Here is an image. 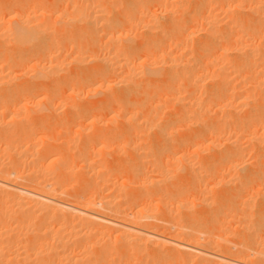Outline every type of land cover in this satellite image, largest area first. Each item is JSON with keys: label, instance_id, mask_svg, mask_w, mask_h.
Masks as SVG:
<instances>
[{"label": "bare ground", "instance_id": "obj_1", "mask_svg": "<svg viewBox=\"0 0 264 264\" xmlns=\"http://www.w3.org/2000/svg\"><path fill=\"white\" fill-rule=\"evenodd\" d=\"M55 1H57V0H55ZM68 1L70 3L71 0H68ZM85 1L87 2L88 0H85ZM93 1L95 2V0H91V2H93ZM98 1H100V3H101V0H98ZM154 1L156 2V0H134L132 2V5L135 3L136 9L134 8V5H133L132 8H134V11L138 12V10L140 8L144 7V5H146V4L148 5L150 2H153V3H151L152 4V8H154V7L156 8V6H155L156 3H154ZM159 1L160 0H158V2ZM162 1L163 2H161V3H165V4H164L163 9L159 8V9H161V11L158 10V11H160L159 13H158V11L156 12V11H153V10H152L153 12L150 11L152 13L149 12L150 13V19L149 18H147V19H149V23H150L149 25L150 26H148L147 23H146V25L144 24V26H142V24H141L142 27L140 26V23L141 22H144L145 17H143L144 19L142 18L143 20L140 19L141 21L138 20V22H140L139 23V26L141 28H143V30L145 29V30H147L149 32H152V34H153L152 37L154 36V38H151V36H148V38H151L150 40L148 39L149 41L145 38L146 36L145 37L143 36L144 37L143 40H141L139 38L141 40V44H143V41L146 40L149 43L147 46H149V45L151 46V47L149 46L148 48L145 46L148 50L146 48L141 49V47H140L141 50H144L145 49L144 51H142L143 54H144V52H146V55H144L146 57V61L145 62L143 61L144 63L143 62H140L141 60H139V61L137 60L140 63L137 62L138 64H135V62H134V65H133V62H131L130 60H129L130 62L128 61V57L129 56H132L129 59H131V58L133 59L134 55H137L138 54V56H141L142 57L143 54H139L140 53L139 50L137 51V49L133 48L132 44L130 43V42H132L131 40H127V39L123 38L125 36V34H128L127 32L126 33H123V31H125V30H123V31L121 30V29H126V28H124L125 26L123 25L122 28H120V25H119L120 23L118 22L120 20L117 21V19H113L114 17L112 18L113 20H111V19L109 20L108 19V17L110 16L109 15L110 14L109 11L107 12V10H105L106 8L104 6L103 7L105 9H103L102 6L100 7L99 6V4H100L99 2H98V5L97 4L95 5L93 3H90L89 1H88V3H85L86 5H84L82 3L83 6L82 5L79 6L78 4L75 5V3L71 2V5L74 4L76 6L75 7L76 9H73L74 10V13H73L72 12L73 11L72 8H74V5L73 6L70 5L71 6V10L68 11V12H72V13H68L69 15H67L66 11H65V13H64V11H63V13H60V11H59L60 10L59 8L61 7L59 5V3H61V5H62V2L63 1L58 2V3L55 2L59 6L55 5L57 8L54 7V9H48V8H45V7L41 9L39 7L40 9L38 10V8L35 7V8H37V11L38 12L36 10L31 11V9H29L30 6H28L26 4H21L22 2H20V1L18 2V0H10V1L6 2V3H0V5H1L0 7L1 8H2L3 5H5V7L11 8V9L13 8L12 10L10 9V12L14 11L15 10L14 7L17 6L16 11L15 12H12L11 14L7 11V9H5L3 7V9H5L6 12H7L6 14L4 13L5 15H7L8 13L10 15H13L15 13V16L13 15V18L16 21H13L12 22L14 24H10V23L7 24L6 22H4L2 24V22L4 21V19L2 18L3 21L0 20V53H3V47L4 46H6V45L8 46L10 44L9 47L13 46V49H16V52H19L20 53V54H17V56L18 55L20 56L21 54L28 55V57H27L28 60H27V58H25L26 61H24V59L22 61H20V60L18 61L19 58H21V59L23 58L22 57L23 55H21V57H19L17 60H15V58H13V60H15L13 62L14 63L13 66H15V62H17V61H18V64L20 63L21 65H22L21 62H23V61L26 62L25 64L27 66H29L27 68H31V69H29V71H25V72L28 73L31 70L33 72L32 75H31V72L29 73L31 75V77H28L29 75L28 76L26 75V76L28 78H30V80L32 79V81L33 80H36L37 81L36 83H38L39 81H42L43 80L42 83H40V84H44L45 79L47 80V78H50L51 75H53L52 77H54V76H56L54 74H58L59 72H61L60 71L61 70L60 69L61 66H60V63L58 62L61 59L59 57L61 54H58L59 50L56 52V49L57 48H55L56 45H57L55 43L57 41L55 42V41H53L50 38V36H52L53 34L50 35L49 37L47 36V33L49 31L48 29L51 30V27L52 26H55V24L54 25L52 24V26L49 28V26H48L49 23L47 21H53V19H54V21L55 20H60V21L61 20H65L67 22L78 21V24H80V25L82 24L83 26H85L83 24V21H84V23H87V25L88 24L90 25V29H92L93 31L96 30V29H98V28L99 29L102 28L101 30H103V34L100 33V30L99 29L97 30V32L100 33L99 34V39H98V37L93 32L92 33L94 34L95 37H97L94 40L98 39L100 41L101 40L100 37L102 36L103 40L100 41V43L102 42L103 48L101 46L99 47V45H101L100 43H99V45H97V47H99L98 49L102 48V50L104 52V53H99L98 55L97 54L95 55V54H92L91 53L94 56L88 55L89 57L92 56L90 58V61L91 62H94V63H97V65H98L99 68H97L98 71L96 73L92 72V73H94V75H92L94 77V80L92 81L93 78L92 79H89V80L92 81V82L90 81L91 82L90 83V86H88V87L86 86V85H89L88 84L89 82L88 83L87 82L84 83L85 84V85L83 84L84 86L81 85L83 87L86 86L85 88H87V89L85 91H86L87 95H91V94L92 95L93 94L96 95V94H99V92H101V93H105L106 92L107 93L109 90H111L113 88V86H118V87L122 88L121 91H120V93L123 96V93L122 92H125L126 90H124V91H122V90L123 89H127V88L129 89L130 84L131 83L133 84V79L135 77H136L135 78L136 80H140V79H138L137 76L142 77L141 79L144 82L147 81V80H150V82L151 81H155V79H159L160 76H163L164 79H166L168 77L170 79V80H168V81H170V83H168V84H170V85L167 88H170L171 89V90L169 89L170 92L174 93V95H172V94L171 95L173 96V98L175 97V99H173L172 101L175 100L174 102L176 104V107L177 106L178 107L180 106L178 108V110L180 111L179 112V115H178L179 117L177 116V118L180 119L181 122L184 124V127L182 126L181 123H180L181 125L179 124V126L182 127L181 128L182 130H184V131L186 130L187 131L188 128H189L188 125H190L189 123H194L195 124L194 126H197V127L199 126L200 129L203 132L209 131L208 133H211L213 135V136L211 135V137H213L212 138L213 139V142H215V140H217V142L222 141L223 140L222 138H224V137H222L221 135L223 133H229V135L227 136V138L229 136L230 137L228 139H226V140L225 139L223 140L225 142L227 141V143H226L227 146H228V144H230V146H234V147H236L238 149H239V147L243 148L242 147L243 145H240V144L244 141L245 144L247 146H249V147H252L253 148V146H256V147L259 146V148L262 147L264 149V0H217V1H215V3L217 4V7H218V9H216L217 10V13L216 12L214 13V11H213L214 9L213 8H212L213 10H209V11H206L205 12V10L203 8L204 6L203 7H200L202 5L198 4V5H200L199 8L201 10L203 9L204 11L203 12L202 11L201 12H198L200 9L198 11H195V13L196 12L198 14L201 13V15L199 14L200 16L196 14L197 17H194V14L192 16L190 15L191 17L190 16H187V13H188L187 9L190 6H188V3L189 2L188 3L184 2L185 0L184 1L183 0H181V1L162 0ZM201 1H204V0H197V2H200V3H201ZM212 1H214V0H211L209 2L211 3ZM190 2H193V1H190ZM209 2L208 1H207V3L206 2H202L203 4L206 3V5L204 4L205 5V8L209 5ZM36 3H37V1H36ZM142 3L144 5H142ZM161 3H157V5H160V6L163 5ZM6 4H12V6L11 5L8 6ZM32 4H34V3H32ZM67 4H66V6H67ZM151 4H150V7H151ZM153 4H155V5L153 6ZM192 4H194V3H192ZM211 4H213V3H211ZM216 4H213V5H216ZM23 5H25L24 6L25 8L23 7ZM109 5L113 6L114 4L113 5L112 4H109ZM115 5H117V4H115ZM130 5L128 7H130ZM107 6H108V4H107ZM196 6H197V4H196ZM123 7H124V5H123ZM150 7L148 6L147 8L150 10ZM211 7L212 6H210L209 8L211 9ZM9 8H8V10H9ZM137 8H139V9H137ZM207 8H206V10H207ZM195 9H198V8H195ZM117 10H115V13L117 12ZM190 10H192V9H190ZM240 10H241V12H242V10H244V13L245 14H243V15L240 14L239 13ZM61 11H62V9H61ZM129 11H130V9H128V12ZM134 11H131V12H134ZM144 11L147 12V10H144ZM144 11H141V12H144ZM131 12H129V14H128L129 17H126V16H128L126 14L125 15L124 14L123 15L121 14V15H122V17L125 16L126 19H129V20L131 19V20H136L137 21V19H138V17L140 15L138 17H136V15H138L139 13H136V12L132 13V14L135 15L134 18L135 17L137 18V19H134V18H130V15H132V14H130ZM141 14L143 16L146 15V17L149 16V14L147 15V13L145 15H144V13H141ZM158 15L166 16V18L169 17L170 18V22L168 23V25H166V24H159L158 25V23L160 22V20H159V22L157 21V16ZM0 17H2V16H0ZM3 17H5V16H3ZM9 17L10 16L5 17V20H6V18L8 19ZM38 17H41L46 22V24L48 23V25H46L45 22L42 23V21H41L42 19L41 18H38ZM46 17L48 19H44ZM49 17H52V19H49ZM131 17H133V16H131ZM181 17H182V20L183 19L184 20H191V21L193 20V23H197V24L200 23V25L198 26V28L201 27V28H205L206 29L205 32H206V34H208L207 37L210 38L208 40L209 42H208L207 45L204 46V45H201L199 43V45L203 46L201 48V46H198L197 47V45L195 43V46L196 47L194 49V48H191L190 47L193 44V43L191 45L189 44V43L192 42L191 41V42L188 43V46H185V49L188 48V47H190V50L191 49L192 50L193 49L196 50V48H198L199 51L198 52L196 51L197 53H195L194 50L193 51L191 50L192 52H189V54H188V51H190V50H188L189 48L186 49V50L184 49L185 51H182L183 50L182 47H184V46L181 47V45L187 44L189 37H191L190 35H192V33L191 34L189 33L190 35L186 34V32H189V30L186 31L185 29L187 27L190 28L191 26H193V24L190 25V26L189 25H186V24H182L183 21H180L179 20V19H181ZM186 17H189V18L186 19ZM13 18L10 17L9 18L10 21H12L11 19H13ZM37 18L41 22H39ZM125 18H123V19H125ZM126 19H125V21L128 22L129 20H126ZM195 19L197 21H199V22H194V21H196ZM60 21H59V23H58L57 26L60 25L59 27H62V29H63L64 28L63 27L64 22L62 23ZM147 21H145V22H147ZM177 21L178 22H181V26H178L179 23ZM129 22H128V24H126L127 26L129 25V27L127 29L130 28V25H134V22L133 21H131L132 22L131 24H129ZM185 22H187V21H185ZM60 23H62V25ZM74 24H72V25H74ZM78 24L74 25L73 27L78 28L77 27ZM123 24H125V23H123ZM136 24H138V23H135V25ZM189 24H191V23H189ZM72 25H71V27H72ZM183 25L186 28H184V29L181 28V27H183ZM195 25L196 24H194V26ZM86 27H84V28H86ZM178 27H179V29H182L183 30V33H185V35L183 36V38H182V36H180L181 35L180 33L182 31L179 30V29H177ZM67 28L68 27H66V29ZM80 28H82V27H80ZM80 28H78V29L80 30ZM132 28H133V26H131L130 31H131ZM90 29H88V30H90ZM136 29H138V28H136ZM176 29L178 31H180V33H179L180 35H177L175 33V35H173V36H175V37L176 36L177 37L180 36L181 39H178V41H177L176 40L177 38H176L175 39L176 41H175V40H173V37L172 36H171L172 39L170 37H167L166 36L168 32H170V34H171L172 31L173 30H176ZM61 30L59 28L58 31L61 32ZM71 30H74V29L72 28ZM184 30H185V32H184ZM81 32H83V31H81ZM84 32L89 33L90 31H87L85 29ZM134 32H136V31H134ZM175 32H177V31H175ZM190 32H192V31H190ZM202 32H204V31H202ZM205 32H204V34H205ZM62 33L64 34V32H62ZM76 33H77V31H76ZM76 33H73L72 35H76ZM136 33L139 34L138 30H137ZM48 34H50V32ZM68 34H70V33H68ZM78 35L80 36V32H78ZM88 35H90V34H88ZM128 35L126 37H128ZM46 36H47V38H46ZM69 36H71V35H68V37ZM94 36H92L91 38H94ZM130 37H133V36H130ZM158 37H160V38H158ZM164 37H165V41L166 40L168 41V38L170 39L169 42H168L169 45L168 44L166 45L167 47L164 45V43H165ZM58 38H60V37H58ZM69 38L71 39V37H69ZM69 38H68V40H69ZM78 38H76V39H78ZM137 38H138V36H137ZM162 38H163V40H162ZM48 39L50 40V42H49ZM82 39H83V34H82ZM123 39H125V40H123ZM130 39H132V38H130ZM56 40H58V39H56ZM98 40H96V43L95 44H97ZM61 41H64V40H61ZM72 41H75V40H72ZM81 41L83 42V40H81ZM127 41H130L127 44L129 45V43H130L132 48L127 47L128 45L125 46L126 45L125 42H127ZM162 41H164V42H162ZM78 43H80V41ZM135 43H136V41H135ZM205 43H206V41H205ZM64 44H66V43H63L62 45L64 46ZM170 44H172L171 45L172 46L171 49L172 48L173 49L175 48L174 51H171V50L168 49V48H170V47H168V46H170ZM209 44H210V46H209ZM67 45H68V42H67ZM80 45H82V44H80ZM75 46H77V45L75 44ZM136 46L138 47V45H136ZM81 47H83V45ZM81 47H79V48H81ZM60 48H62V47H60ZM84 48L85 47H83V49ZM5 49H6V47H5ZM80 50L83 53V50L82 49H80ZM60 52L62 53V51H60ZM85 52H87V51H85ZM193 52L195 54H197V56H195V54ZM190 53H193V56ZM198 53L201 56V58H200V56H198ZM229 53L230 54L233 53V54H236V55H234L235 57L234 58L232 57L233 59H231L230 58L231 55ZM54 54H56L57 58L58 57L60 58L58 61H57V58H54V56H55ZM89 54H90V52H89ZM83 56H84V53H83ZM83 56H82V58H84ZM188 56L189 57L191 56V58H189ZM43 57H44V61L42 60ZM49 57H50V59L47 60V58H49ZM89 57H87V58H89ZM143 57H142V59H143ZM45 58H46V60H45ZM64 58H65V56H64ZM136 59H139V58H136ZM63 60L61 59L60 62H62ZM73 60H75L76 62L79 61V59L77 57L75 59H73ZM1 61L3 63V60L1 59L0 60V64H1ZM82 61L83 60H81V62ZM200 62L202 64L204 63V65H206V67L208 65L211 68V70L209 72H207L208 73L207 75L204 74L206 72H203V69H200V67L201 68H204L205 67V66H202V64ZM4 63L6 65H2V67L5 66L3 69H6V67H8V66L9 67L12 66V65L8 64V62H4ZM86 63H87V60H86ZM94 63H93V65H94ZM130 63H132V65ZM20 64L17 66V68H14V69H17L16 70L17 72L13 69L14 72L17 73V74H14V76L11 74V72H13V70H10L9 68H7L8 69L7 72H9V70H10V76H12V77L8 76L7 73H5L6 70L4 72L6 75L4 76V73L2 71V68L0 69V85H3V84L6 85V83L8 82L7 81V77L8 78L9 77L11 78L10 83L13 80L15 81V79L17 78L16 76L18 75V69L21 70V69L26 68L25 64H23L25 66L24 68H23V65L21 66ZM65 64L67 65V63H65ZM160 64H163L165 66H163V65L162 66H159ZM61 65L63 67L64 64H61ZM91 65H92V63H91ZM91 65L89 67H91ZM19 66H21V67H19ZM78 66H80V65H78ZM117 66H119V69H120V66H121L123 68V69L121 68L122 73L124 72L123 70H125L126 71V73H125L126 75H124L125 77L123 76V78L118 83L113 82L114 84H112V83L109 82L110 79H111V78H109L110 77L109 76L110 74H107V73H109L115 67L118 68ZM0 67H1V65H0ZM95 67L96 66H94V68ZM27 68H26V70H27ZM197 69H199V71H201V70L202 71L201 72H198ZM206 69H208V68H206ZM23 71H22V73H24ZM79 71H81V69ZM88 72H90V71H88ZM88 72H87V76H90L91 74L89 75ZM22 73H20L21 75H18V78H19V76H22ZM110 73H112V72H110ZM112 75H115V74L112 73ZM23 76H25V75H23ZM87 76H85L84 78H86ZM13 77H15V78L12 79ZM52 77H51V79H52ZM107 77L109 78V81H108V78ZM120 77H122V76H120ZM115 78H116V76H115ZM205 78H210L211 79L210 81H212V83H213L212 85L213 86H212V89H210V91H205V89L203 90V91H205V93H202V94H205L206 95V97H205L206 99H203L204 101L201 102V100H202L201 99V100H199L200 103L197 102V100H196L197 98L195 97L196 94L193 95V96L188 95V96H191V97H195L196 98V99L194 98L193 100L191 99V101L189 100V102H188V96L187 97H182V95H179L182 92V90H184L183 92H185V91L187 93L190 92V91H187L188 90V85H190L191 88L193 87V89H194V87H198V86L202 85L200 83H202ZM32 81H30V83ZM140 81H138V83H140ZM83 82H85V81H83ZM153 83L154 82H152V84ZM77 85H78V83L76 84V86ZM38 86L40 87V85H38ZM78 86H80V85H78ZM160 86H161V84H160ZM190 86H189V90H190ZM4 87H6V86H2L0 89H2ZM28 87H30V86H28ZM247 87H249V89L247 91L243 92L244 93L243 94L241 91H244V90H241V89H243V88L245 89ZM80 88H82V87H80ZM46 89H47V87H46ZM75 89H73V88L71 89L70 88L71 91L68 90L69 93L67 92L69 94V96H71V98L74 97V99L77 98L78 96H80L81 93H82L79 90L77 91V89L76 90ZM185 89H187V90H185ZM201 89H203V88H201ZM201 89H199L200 92H201ZM3 90L10 91L8 89H3ZM16 90L17 89H15V91ZM18 90H19V93L14 92V91L12 92V93H14L13 95L15 97L14 98L15 101H18V100H16V98H17V96H15L16 93L19 96L20 95V92L22 93V91H24V90H21V89H18ZM25 90H28V89H25ZM113 90L111 92H113ZM153 90H154V88H153ZM6 91H4V93H1L2 91L0 90V106L2 107V109L0 110V264H264V261L262 259V258H264V249L256 250V248H255L256 251H254V252L251 253V252L247 251L248 249L251 250V248H249V247L246 248L247 246L245 247V246H243L240 243L237 244V245L233 243L235 246H233L232 248H238L237 252L233 254L232 251H230V248L228 246H226L228 244H226V245H224V244L221 245L220 244V243H222V241L220 243L218 241H216L217 243L220 244L219 245V244H217V243L214 242L215 240H212V241L209 240V239L208 240H205L204 238H199V237L195 236V234H192V236H190L191 233L190 234L185 233V232H188V229L191 227V225L187 229V231H185L186 230L185 226L180 223L184 227V233H185V235H189L188 237L186 236V240L183 239V238H181L182 235H183V233H181L182 235L179 234L183 230L182 226H180V225L178 226L179 228H181V231H179L177 229L178 227L176 228V227H174L172 225L174 227L173 228L171 226L173 228V229L171 228V232H172V230L174 231V229L176 228L174 233H176V230L179 231L177 237L178 238H181L180 239L181 242L184 243V241H185L186 244L178 243V242H180V240L177 239V237L174 238V233H171V234H170V232L168 233L170 227L169 228L167 227L166 234L168 233L172 237L169 235L171 237L169 240H163V238H160L161 236H158L157 233H159L158 231H161L162 229H163V233H164L165 232L164 230L166 229V227L164 229V227L162 226V224L160 225L161 227L158 226L159 224H157L158 223L157 221L159 219L157 221H155L151 216H149L150 219L152 218V221H155V222H152L150 219H147V218L145 219L143 217H139L140 215H138V213H133V210L132 209H134V208H132V206L135 207L133 205V203L136 202L135 200L141 201L139 199H142L144 197V195H140V196H142L141 198L137 195L138 196L137 198H139V199H135L133 201V203L130 202V201H128L129 199L127 198V196H125L126 198L123 197L126 200L125 202L128 201L127 204H126V205L130 206V208H128L125 205V203H124V205H121V203H117L116 201H114V199H115L114 197L115 196L114 197H111V195H110V193L112 192L111 190L114 189L113 186L115 187V185H113L112 182L111 183L109 182V183L112 185L110 187H112L113 189H111V188H110L111 190L110 189L109 190L104 189V191L106 190V192H108L107 194L104 193L105 196H100V194H102L100 192L97 200H95L93 197L92 198H89V199H93V200H89L87 198L88 194H87V196L85 194L86 199L82 198V196L83 197H85V196H84V192L81 193V194L79 193V190H81L79 186H78L79 189L77 187V185L79 183L76 182V184H73V182L70 183L69 180H65L66 179L65 175H67L66 172H69L71 170L70 169L71 168L70 165L73 162H70V165L65 164L64 161H63V158L64 157L62 158V156H60L62 154H59V155L57 154L58 156L55 155L56 157H54V158L52 156L51 159L49 157L50 161H49L48 164H46V162H45L46 156H45V160H44V158L41 157L43 154L41 156H39V154H40L39 152H38L39 154L38 153H35V155H36L35 157L39 156L38 160L41 157V160H39V161L36 160L35 157H34L35 160L34 159L30 160V158L27 157L28 160H30V161H28L26 159V157H24L25 156V154H23L24 153V149H23L24 146H22V145H25V144L20 145L19 144V141L22 142V143H25V142H23V140L21 141L19 139V137H22L21 139L27 137L25 135L26 133L24 131L22 132V133H25L24 134L25 137H24V135L20 134L19 128L16 127L17 126V123L14 121V119H13L14 117L11 116V115H10L12 117V118L10 117L11 120H12L11 121L12 123L10 122L11 124L6 123L5 126H4L3 125V122H1L2 121L1 119L4 118L5 115H7L11 111L10 108H12L11 104H8V103L4 102V101L7 100L6 97L13 98V95H12L11 91H10V93H11V96L12 97L10 95L7 96V93H9V92H6ZM32 91H34V90H32ZM82 91H84V90H82ZM129 91H130V89H129ZM157 91H158V89H157ZM166 91L168 92V89H166ZM193 91L196 92L197 90H193ZM25 92L26 91H24V93ZM126 92H128V90ZM24 93H22V94L25 95L27 92L25 94ZM34 93L28 92L27 93L28 94L27 96L30 97L29 94H31V96L33 94V96L35 95V98H36L38 96V94L36 96V94H34ZM39 93L43 95L42 91H39ZM86 93H85V95H86ZM3 94H6V95L4 96ZM128 94H130V92H128ZM128 94H126L124 97L125 98L128 97L129 96ZM153 94H155V93L153 92ZM96 96H98V95H96ZM172 96L170 98H172ZM184 96H186V95H184ZM21 97H23V96H21ZM21 97H20V99H23ZM29 97H27V98H29ZM45 97H47V96H45ZM52 97H53V95H52ZM93 97H95V96H93ZM105 97H107L106 99H108L107 94H106V96H104V98ZM2 98L4 99V101H2L3 100ZM31 98H33V100H34V97H31ZM111 98H109V99H111ZM117 98H118V96H117ZM82 99H84V98H82ZM99 99H101V98H99ZM113 99L114 98H112V100ZM129 99H131V98H129ZM10 100H13V99H10ZM114 100H116V99H114ZM121 100H124V98L123 99L121 98ZM27 101H29V100H27ZM41 101H42V99H41ZM128 101H130V100L127 99V102ZM19 102H16V103H19ZM124 102H126V101H124ZM188 103L190 104L191 109H193V107H194V109L196 108L197 111L199 110V111H201V113L204 112L203 113V116H206V114L208 112H210V113L212 112L213 115L215 116V118L214 117L213 118L215 119V121H217L216 124L215 125L214 124L212 125V124L208 123L206 121V119H204V120L201 119L202 118L201 113H200V117L201 118L200 117L198 118V116L197 117L195 116L194 118L190 119L195 114L194 113L195 110L194 109H193V111L189 110L190 108L188 109V107H189L188 106ZM111 104L113 105V102ZM111 104H110V106H111ZM127 104L129 105V102ZM26 105H28V104H25V106L24 105L23 106L26 107ZM106 105H107V103H106ZM124 105H125V107L120 106L121 108L123 107V109L120 108V110L123 111L125 108H127V105L126 104H124ZM13 106H15V105L13 104ZM18 106H19V104H18ZM129 106H131V105H129ZM173 106H174V104H173ZM113 107H112V109H114ZM117 107H119V105ZM19 108H21V107H19ZM70 108H72V107H70ZM70 108H69V110H71ZM130 108L131 107H129V109ZM154 108L156 109V107H154ZM241 108H245V110L242 109V110H244V112L241 110V112L244 113L242 115H240L241 112H239L240 111L239 109H241ZM17 110H18V108H17ZM42 111H44V110L42 109ZM57 111H59V110H57ZM129 111H131V112H129ZM156 111H158V110H156ZM74 112H75V109H74ZM108 112H110V111H108ZM114 112L116 113L118 111H114ZM114 112H112V117H115L116 116V114ZM118 113H117V116L121 114L120 112H118ZM132 113H133L132 110H127V112H123V114H121V117L124 119L123 121H125L127 123V125H130L131 128H133L132 125H134V123H136L138 121L137 119H135L136 117H134ZM75 114H73V115H75ZM17 115H19V114H17ZM136 115L137 114L135 113V116ZM147 116H149V115L147 114ZM156 116H153V117H156ZM7 117H9V116H7ZM20 117L22 118V116H20ZM41 117H43V116H41ZM208 118H210V117H208ZM102 119H104V118H102ZM150 119H152V118H150ZM16 120H18V119H16ZM145 120L146 119H144V121ZM180 120H178V121H180ZM8 121H10V120H8ZM147 121L148 120H146L145 122H147ZM153 121H150L151 123L146 124V125H149V128H154L155 129V128H157V124H156V122L153 123ZM167 121H168V119H167ZM204 121H206L207 124ZM24 123H26V122H24ZM113 123H114V121H113ZM138 123L139 124L140 123L142 124L144 122L143 121L142 122L140 121ZM175 123H176V121H172L170 124L167 123V124L161 126L163 128H160V131H164L165 134H166V136H169L168 137L169 140H170V138L172 136H174V134L176 135V133L180 131L176 127ZM86 125H88V124H86ZM114 126H115V124H114ZM130 126H129V128H130ZM190 126L192 127V125H190ZM26 127H28V126H26ZM158 127H160V125H158ZM134 128H135V126H134ZM142 128H147V127H145V125L142 124ZM98 129L99 128H97V130ZM141 129H140V131H141ZM105 130H107V129H105ZM133 131L134 130H132L131 133H133ZM145 131H147V130H145ZM36 132H38V130ZM47 132L48 131H46V134H47ZM113 132H114V130H113ZM117 132H118V130H117ZM204 134H206V133H204ZM90 135H92V134H90ZM118 136H119V138L121 137L120 135H118ZM91 137H93V135ZM95 138H96V136H95ZM132 138L133 137H131V139ZM174 138H176V137H174ZM174 138H171V140H173ZM188 138H189V136H188ZM29 139H31V138H29ZM41 139H42V137H41ZM212 139L210 141H212ZM35 140H36V138H35ZM120 140H122V137L120 138ZM176 140H178V139L176 138ZM241 140H242V142H241ZM24 141H26V139ZM51 141H53V140H51ZM69 141H71V140L69 139ZM94 141H96V140H94ZM178 141L179 142H175V143H180V140H178ZM181 141H182V139H181ZM202 141H204V140H202ZM239 141L241 143H239ZM105 142H106V140H105ZM132 142H133V140H132ZM186 142H188V141H186ZM89 143H91V142H89ZM204 143H206V142H204ZM27 144H28V142H27ZM45 144H47V143H45ZM85 144H87V143L85 142ZM212 144L213 143H209V145H212ZM245 144H244V146H245ZM218 145H216V146H218ZM52 146H54V145H52ZM178 146H181V145L178 144ZM190 146H191V144H190ZM212 146H214V145H212ZM83 147L85 148L86 145L85 146L83 145ZM92 147L94 148V146H92ZM156 147H157V145H156ZM173 147H171L170 149H172ZM74 148H76V147H74ZM81 148H82V146H81ZM87 148H89V145H88ZM29 149H32V148L29 147ZM25 150H26V148H25ZM91 150L89 148L88 150L86 149V151H83L84 152V154L82 155L83 157L81 155H77V156H80L81 157V158L79 157V159H81V161H80L81 162V166L80 167H81L82 170L90 169L91 166H93V164L96 161V159L94 160V158L91 157V154L92 153H96V152H93ZM108 150H109V148H108ZM66 151H67V149H66ZM177 152H180V150L177 151ZM235 152H238V151H235ZM25 153L28 154V155H30V152L28 153V150H26ZM48 153L49 152L46 151L45 155L48 154ZM57 153H60V152H57ZM96 154H93V155H96ZM118 154H119V152H118ZM188 154H190V153H188ZM236 154H238V153H236ZM236 154L234 153V155H236ZM48 155H50V154H48ZM142 155H143V153H142ZM208 155H210V154H208ZM239 155H240V153H239ZM32 156H34V155H32ZM231 156H232V154H231ZM254 156H255V154H254ZM112 157H113V155H112ZM236 157H237V155L235 156V158ZM47 158H48V156H47ZM132 158H134V157H132ZM178 158L179 157H177V159ZM194 158H195V156H194ZM217 158H219V157H217ZM237 158L239 159L240 157L238 156ZM237 158L235 160H237ZM77 159L78 158H76V160ZM182 159H184V158H182ZM233 159H234V157L232 158V160ZM61 160H62V162H61ZM67 160H66V162H67ZM139 160H141V159H139ZM173 160H176V159H173ZM190 160L192 161V159H190ZM77 161H79V160H77ZM191 161H189V162H191ZM226 161H228V160H226ZM97 162H99V161H97ZM111 162H112V160H111ZM67 163L69 164V162H67ZM131 163L132 162H130V164ZM172 163H174V162H172ZM116 164L117 163H115L114 165H116ZM186 164L188 165V163H186ZM96 165H98V164H96ZM103 165H101V166H103ZM123 165H126V164H123ZM218 166H216V167H218ZM188 167H190V166H188ZM221 168H224V167L222 166V167H220V169ZM131 170H134V169L131 168ZM171 170H173V169H171ZM72 172H74V171H72ZM125 172H126V170H125ZM129 172H131V171H129ZM135 173H136L135 175L137 176V172H135ZM138 174H139V172H138ZM178 174H180V173H178ZM109 175H111V174H109ZM129 175L131 176V174H129ZM144 175H145V177L147 176L146 174H144ZM174 175H175V173H174ZM176 175H177V173H176ZM236 175H238V174H236ZM68 176H69V174H68ZM81 176H83V175H81ZM141 176H143V175L141 174ZM223 176H225V175H223ZM226 176H227V174H226ZM71 177H72V175H71ZM124 177H126V176H124ZM138 177H139V175H138ZM127 178H128V176H127ZM254 178H256V177H254ZM236 179H237V177H236ZM17 180H20V181H17ZM91 180L94 181L92 178H91ZM202 180H203V177H202ZM22 181H23V183H22ZM104 182H106L105 184L108 183L107 181H104ZM104 182H102V183H104ZM134 182H135V180H134ZM132 183H133V181H132ZM97 184H99V183H97ZM97 184H95V185H97ZM138 184H140V183H138ZM138 184H136V185H138ZM156 184H158V183H156ZM167 184H169V183H167ZM181 184H182V182H181ZM84 185H86V184H84ZM92 185H94V184L92 183ZM193 185L195 186V184H193ZM104 186L105 187L106 186L109 187V185H103V187ZM120 186L121 185H119V187ZM86 187H88V184H87ZM93 187H95V186H93ZM135 187H137V186H135ZM156 187H158V186H156ZM163 187H165V186H163ZM244 187L247 188L248 186L247 187L244 186ZM211 188H210V190H211ZM151 189H153V188H151ZM241 189H243V188H241ZM84 190L86 191L88 189L86 188ZM100 190H102V192H103V189H100ZM124 190L126 191L127 189H124ZM173 190H176V189H173ZM185 190L186 189H184L183 191H179V192H181V194H182V192L184 193ZM208 190H209V188H208ZM97 191L98 190H95L94 192H97ZM94 192H92V194ZM145 192H146V190H145ZM244 192H246V191H244ZM86 193H87V191H86ZM89 193H90V191H89ZM123 193H125V192H123ZM128 193H130V192H128ZM175 193H177V191ZM122 194H121V198H122ZM187 194H190V193H187ZM112 195H114V194H112ZM176 195H178V194H176ZM254 195H256V194H254ZM263 195H264V193H263ZM182 197H183V194H182ZM235 197H236V195H235ZM81 198H82V200H81ZM119 198H120V195H119ZM238 199L240 200V198H238ZM120 200L121 199H118V201H120ZM146 200H148V199H146ZM153 201H155V200H153ZM171 201H169V202H171ZM146 203H147V201H146ZM173 205H174V203H173ZM176 205H178V204H176ZM163 209H164V206H163ZM199 209H201V208H199ZM223 209H225V208H223ZM226 209H229V207H227ZM204 210H206V209H204ZM227 211H229V210H227ZM170 212H172V211H170ZM170 212H169V214H170ZM240 213H242V212L240 211ZM167 214H168V212H167ZM163 215H165V214H163ZM236 215H237V213H236ZM210 216H214V215L212 214ZM227 217H229V216H227ZM209 219H211V218H209ZM129 220H131V221H129ZM145 220H149L152 223L151 222L150 223H146ZM167 220H168V218H167ZM259 220H260V218H259ZM171 221H173V220H171ZM193 222H195V221H193ZM176 224H178L177 221H176ZM235 227H237V225ZM158 228L159 229L162 228V229L159 230ZM204 229H206V228H204ZM156 231H157V233H156ZM195 231H197V230H195ZM244 231L246 232V230H244ZM254 231H256V230L253 229V232L252 233H254ZM214 233H215V231H214ZM255 233H257V232H255ZM255 233L253 235L255 237H257ZM179 235H180V237H179ZM209 235H211V234H209ZM244 235H246V234L244 233ZM164 236L165 235H163V237ZM165 237H164V239H165ZM168 237H166V238H168ZM262 237H263V235H262ZM222 238H224V237L219 236V238H217V239H219V241H220V239H222ZM258 238H259V236H258ZM174 240H179V241L178 242H175ZM202 240H204V241H202ZM253 240L255 241L256 239H253ZM187 241H188V243H187ZM223 241H225V240H223ZM227 241H228V239H227ZM228 242H230V241H228ZM231 243L232 242H230V245H231ZM237 243H238V241H237ZM211 245H213V248L215 249L213 251V248H212V252L210 251L211 249L209 250V247ZM223 245L226 246V248L221 247ZM172 246H174V247L172 248ZM176 246L179 247V248H177ZM261 246H264V244L261 243ZM178 249H180V251L182 249V252H180ZM183 250L184 251H187V252H184ZM214 260H216V262Z\"/></svg>", "mask_w": 264, "mask_h": 264}, {"label": "rangeland", "instance_id": "obj_2", "mask_svg": "<svg viewBox=\"0 0 264 264\" xmlns=\"http://www.w3.org/2000/svg\"><path fill=\"white\" fill-rule=\"evenodd\" d=\"M5 1V2H4ZM8 1H10V0H0V3H6V2H8ZM22 2L21 4H26V5H28V6H30L29 7V9H31V11H34V10H36L37 11V8H38V10L41 8H48V9H54V7L55 8H57L55 5H57L56 3H58V2H61V1H63L62 2V5H61V3H59V5L61 6L59 9V11H60V13H63V11H64V13H65V11H66V13H67V15H69L68 13H74V10L73 9H76L75 7V5H82V3L84 4V5H86L85 3H88V1L90 2V3H93V4H97L98 5V2L100 3V1H98V0H95V2L93 1V2H91V0H88L87 2L85 1V0H71L70 1V3H69V1L68 0H57V1H55V0H18V2ZM32 1V2H31ZM36 1H37V3H36ZM65 1V2H64ZM68 1V2H67ZM77 3H76V2ZM85 1V2H84ZM98 1V2H97ZM134 0H101V3L99 4V6L101 7L102 6V8L103 9H105V10H107V12L109 11V17H108V19L110 20H113V19H117V21L118 20H120V21H118L120 24V28H122V26L124 25L125 27L124 28H128L129 27V25L127 26L126 24H128V22H129V24H131L132 22L131 21H133L134 22V25H130V28H131V26H133V30L131 29V31H130V28L129 29H121L122 31L123 30H125V31H123V33H128L130 36H133V37H130L128 34H125V36L123 37V38H125V39H127V40H131L132 42H130V41H127V42H125L126 43V45L125 46H127L128 44V42H130L131 44H132V46H133V48H135V49H137V51L139 50V54H143V52L142 51H144V50H141V49H143V48H148L149 46H147L149 43H148V41L151 39V38H154V36L152 37V32H149V31H147V30H143V28H141L142 26H144V24L146 25V23L148 24V26H150L149 24V19H150V13H152L153 11H158V10H160L161 11V9H163V7H164V4L165 3H161V2H163L162 0H160L159 2H158V0H156V2L154 1V3H156V5L155 4H153V6L155 5L156 6V8L154 7V8H152V4L151 3H153V2H150L148 5L146 4V5H144L143 3H142V5H144V7L146 8H144V7H142L144 10H147V12H145L142 8H137V9H139L138 10V12H136V11H134V8L136 9V6H135V3L133 4L134 5V8H132L133 7V5H132V2H133ZM173 1H181V0H173ZM184 1V0H183ZM190 1H193V2H190ZM207 1L209 2V1H211V0H204V1H201V3L200 2H197V0H185L184 2H186V3H188V6H190V7H188V9H187V11H188V13H187V16H192L193 14H194V17H197L196 16V14L197 15H201V13H195V11H198L200 8H199V6L200 5H202V6H200V7H203L204 8V10H205V12L206 11H209V10H213L214 11V13L216 12L217 13V10L216 9H218V7H217V4L215 3V1H217V0H214V1H212L211 3H213V4H216V5H213V4H211L210 2H209V5L207 6L208 8L210 7V6H212L211 7V9L209 8H207V10H206V8H205V5H206V3H207ZM25 2V3H24ZM56 2V3H55ZM71 2H73V3H75V5H74V8H72V12H68V11H70L71 10V6H73V5H71ZM125 2V3H124ZM143 2V1H142ZM197 2V3H196ZM202 2H206V3H202ZM31 3V4H30ZM32 3H34V4H32ZM68 3V4H67ZM157 3H161V4H163V5H157ZM192 3H194V4H192ZM197 4V6H196V4ZM54 4V5H53ZM64 4V5H63ZM66 4H67V6H66ZM107 4H108V6H107ZM109 4H114L113 6H111V5H109ZM115 4H117V5H115ZM121 4V5H120ZM130 5V7H128L129 5ZM150 4H151V7H150ZM198 4H200V5H198ZM211 4V5H210ZM6 5H8V6H12V4H6ZM59 5H57V6H59ZM71 5V6H70ZM123 5H124V7H123ZM1 6V5H0ZM15 6V5H14ZM25 5H23V7H24ZM27 6V7H28ZM83 6V5H82ZM105 8H104V7ZM120 6V7H119ZM150 7V10L147 8V7ZM158 6V7H157ZM196 6V7H195ZM214 6V7H213ZM3 7L5 8V9H7V11L11 14L12 12H15L16 11V8H17V6L16 7H14V11H12V12H10V9L11 8H9V7H5V5H3L2 6V8L0 7V9L2 10H0L1 12H0V16H2V17H0L1 19L0 20H2V18L4 19V21L2 22V24L4 23V22H6L7 24H14V23H12L13 21H16L14 18H13V15L15 16V13L13 14V15H10L9 13L7 14L8 16H10V17H12L13 19H11L12 21H10V17L7 19L6 18V20H5V17H8L7 15H5L7 12H6V10L5 9H3ZM35 7H37V8H35ZM40 7V8H39ZM128 7V8H127ZM8 8H9V10H8ZM25 8V7H24ZM78 8V7H77ZM111 8V9H110ZM116 8V9H115ZM127 8V9H126ZM159 8H161V9H159ZM195 8H198V9H194ZM213 8V9H212ZM13 9V8H12ZM11 9V10H12ZM61 9H62V11H61ZM69 9V10H68ZM118 9V10H117ZM120 9V10H119ZM125 9V10H124ZM128 9H130V11L129 12H131V11H134V12H136V13H139L138 15H136V17H138L139 15V17H138V19L135 17L134 18V14H132V13H134V12H131L130 14H132V15H130V18H134V19H137V21L136 20H129V19H126L125 18V16H123L122 17V15L124 14H126V15H128L129 14V12H128ZM132 9V10H131ZM156 9V10H155ZM190 9H192V10H190ZM115 10H117V12L115 13ZM124 10V11H123ZM153 10V11H152ZM194 10V11H193ZM203 9L201 10H199L198 12H203L204 11ZM120 11V12H119ZM126 11V12H125ZM140 11V12H139ZM141 11H144V12H141ZM150 11H152V12H150ZM160 11H158V13L160 12ZM38 12V11H37ZM112 12V13H111ZM122 12V13H121ZM150 12V13H149ZM194 12V13H193ZM239 12V11H238ZM5 13V14H4ZM141 13H144V15L147 13V15L149 14V16H147L146 17V15L145 16H143ZM240 14H245L244 13V10H242V12H241V10H240V12H239ZM38 14V13H37ZM122 14V15H121ZM40 15V14H39ZM199 15V16H200ZM3 16H5V17H3ZM38 16V15H37ZM41 16V15H40ZM112 16V17H111ZM119 16V17H118ZM131 16H133V17H131ZM160 16V17H159ZM190 16V17H191ZM42 17V16H41ZM41 17H38V18H41ZM48 17V16H47ZM44 18V19H48V18ZM114 17V18H113ZM122 17V18H121ZM126 17H129V15L128 16H126ZM143 17H145V20H144V22H138V20L139 21H141V20H143L144 18ZM163 17V18H162ZM37 18V19H38ZM43 18V17H42ZM41 18V19H42ZM113 18V19H112ZM123 18H125L126 20H129L128 22L127 21H125V19H123ZM143 18V19H142ZM147 18H149V19H147ZM187 18H189V17H186V19ZM49 19H52V17H49ZM125 21H123V20ZM141 19V20H140ZM191 19V18H190ZM148 20V21H147ZM159 20H160V22H159ZM162 20V21H161ZM180 21H183V23L182 24H186V25H192L193 24V26H191L190 28L189 27H185L184 25H183V27H181V28H186L185 30L186 31H188L189 30V32H186V34H188V35H190L191 33H192V35H190L191 37H189V39H188V42H187V44H183V45H181V47L182 46H184V47H182L183 48V50L182 51H185L186 49H188V50H190V47L191 48H194L195 49V43H196V45H197V47L198 46H201V45H207L208 44V40L210 39L209 37H207V35L208 34H206V32H205V28H201V27H199L198 28V26L200 25V23H193V20L191 21V20H182V17H181V19H179ZM196 20V19H195ZM38 21H39V19H38ZM42 21V23H44L45 21L42 19L41 20ZM41 21H39V22H41ZM59 21L60 20H55L54 21V19H53V21H47L48 23H49V25H48V23L46 24V22H45V24L46 25H48L49 26V28L52 26V24L54 25L55 24V26H52L51 27V30L50 29H48L49 31H48V33L50 32V34H48L47 33V36L49 37L50 35H52V36H50V38L53 40V41H57L55 44H57L56 45V47L55 48H57L56 49V52L59 50V52H58V54H61L59 57L63 60L62 62H60L61 61V59L58 57L57 58V56H56V54H54L55 56H54V58H57V61L60 63V66H61V72H59L58 74H54V75H56V76H54V77H52L53 75H51L50 76V78H47V80L45 79V81H44V84H40V83H42V81H39L38 83H36L37 81L36 80H33L32 81V79L30 80V78H28V77H31V75H32V70L30 71L31 72V75L29 74L30 72H25V71H29V69H31V68H27V67H29V66H27L25 63L26 62H24V61H26V59L25 58H27L28 57V55H25V54H21V55H23L22 57V59L21 58H19V57H21V55L19 56H17V54H20L19 52H16V49H13V46H11V47H9L10 46V44L7 46H4L3 47V53H0L1 55H0V60L2 59L3 60V63L4 62H8V64H10V65H12V66H8V67H6V69H3L5 66H3L2 67V65H6L5 63L3 64L2 63V61H1V67H0V69L2 68V71H3V73L5 72V70H6V72L5 73H7V75L8 76H10V70H13L14 68H17V66L20 64H18V61L20 60V61H22L23 59H24V61L23 62H21L22 63V65L23 64H25V66H26V68H27V70H26V68H24L25 66L23 65V68L24 69H21L24 73H22V71L20 70V69H18V75H21L20 73H22V76H19V78H18V75L16 76L17 78L15 79V81L13 80L11 83H10V81H11V78L10 77H12V76H10L9 78L7 77V83H6V85H0V88L2 87V86H6V87H4V88H2V89H0L2 92L1 93H4V91H6V90H3V89H8V90H10L11 91V93L14 91V92H17V93H19V90L18 89H21V90H24V91H26L27 93L28 92H30V93H34L35 91V93L34 94H36V96H37V94H38V96L35 98V95L33 96V94H32V96H31V94H29L30 95V97L29 96H27L28 94L26 93H24V91H22V93H24L27 97H29V98H27L25 95H23L21 92H20V95L21 96H23V97H21L20 95V97L21 98H23V99H20V97L17 95V93H16V95L15 96H17V98H16V100H18V101H15V97H14V93H12V95H13V98H8V97H6V101H4V99L2 100V101H4V102H6V103H8V104H11V106H12V108H10L11 109V111L7 114V115H5V117L4 118H2L1 120V122H3V125L5 126V124L6 123H9V124H11L12 122V120H11V116H13L14 118V121L17 123V126L16 127H18L19 128V130H20V134H22V135H24L25 133V135L27 136V137H25V135H24V137L25 138H23V139H21L22 137H19V139L22 141L23 140V142H25V143H22V142H20L19 140V144L20 145H22V144H27V142H28V144L25 146V145H22V146H24V153L23 154H25V156L24 157H26V159L28 160V158H30V160H32V159H34V157L36 156L35 155V153H38L39 154V156H41L42 154L44 155H42L41 157H43L44 158V160H45V156H46V160H45V162H46V164H48L49 163V161H50V159L52 158V156H53V158L54 157H56V156H58L59 154H62V155H60V156H62V158H63V161H64V163L65 164H67V165H70V162H73V163H71V170L69 171V172H66L67 173V175H65V177H66V179L65 180H69L70 181V183L71 182H73V184H76V182H78L79 184L77 185V187L79 186L80 187V189L82 190H79V193L81 194V193H83L84 192V196H85V194H86V196H87V194H88V196H87V198L89 199V198H94L95 200H97L98 199V196H99V193L101 192L102 194H100V196H105V194H107L108 192H106V190L104 191V189H107V190H109L110 188L111 189H113V190H111L112 192V194H114V195H112L111 193H110V195H111V197H114L113 199H114V201H116L117 203H121V205H124V203H125V205L127 204V202L128 201H130V202H132L133 203V201L135 200V199H139V198H137L138 196L141 198L142 196H140V195H144V197L142 198V199H139V200H141V201H137V200H135L136 202L135 203H133V205L135 206V207H133L132 206V208H134V209H132L133 210V213H138V215H140L139 217H143V218H147V219H150V217L149 216H151L155 221H157L158 219V223L157 224H159L158 226L159 227H161L160 225L162 224V226L164 227V229H165V227H166V229L164 230L165 232V234L163 233V229L162 228H160V229H162L161 231H158L159 233H157V231H156V233L158 234V236H161L160 238H163V240H169L172 236L170 235L171 233H174L175 232V229L180 225V226H182V225H184L185 226V228H186V230L185 231H187V229L190 227V225H191V227L188 229V232H185V233H187V234H190L191 233V235L190 236H192V234H195V236H197V237H199V238H204L205 240H215L214 242L215 243H217L216 241H218L219 243L222 241V243H220L221 245L222 244H224V245H226V244H228V245H226V246H228L229 248H230V251H232V253L234 254V253H236L237 252V250H238V248H232L233 246H235L234 244H242L243 246H247L246 248H251V250L250 249H248L247 251H249V252H254V251H256V250H259V249H264V246H261V243H263L264 244V195H263V193H264V149L262 148V147H260L259 148V146H253V148L252 147H249V146H247L246 144H245V142L243 141L242 142V140H241V142L239 141V143H241L240 145H243L242 147L244 148H241V147H239V149L238 148H236V147H234V146H230V144H228V146H227V141L225 142V141H223L224 139L226 140V139H228L227 138V136L229 135V133H223L221 136L222 137H224V138H222L223 140L222 141H220V142H217V140H215V142H213V137H211V133H208L209 131H205V132H203L201 129H200V127L198 128L197 126H194L195 124L194 123H189L190 125H192V127L190 126V125H188L189 126V128H188V130L186 131H184V130H182L181 128V126H179V124L181 123L182 124V126L184 127V124L181 122V120L180 119H178L177 118V116L179 115V110H178V108L180 107H176V104H175V100L174 101H172L173 99H175V97L173 98V96L172 95H174V93H172V92H170V88H167V87H169V85L170 84H168V83H170V81H168V80H170L168 77L166 78V79H164V77L163 76H160V78L159 79H155V81H151L150 82V80H147V81H143L141 78L142 77H139V76H137L138 77V79H140V80H136L135 78L133 79V84L131 83L130 84V87H129V89H130V91H129V89L127 88V89H123L122 91H124V90H128V92H130V94H128V92H122L123 93V96L121 95V93H120V91H121V89L122 88H120V87H118V86H113V88L111 89V90H109L106 94H107V96H108V99H106L107 97H105L104 98V96H106V94L105 93H101V92H99V94H96V95H98V96H96V95H87V93H86V89L87 88H85L86 86L88 87V86H90V83L94 80V77L92 76V75H94V73H96L97 71H98V69L97 68H99L98 67V65H97V63H94V62H91L90 61V58L92 57V56H94V55H92V54H99V53H104L103 52V50H102V48H103V44H102V42L100 43V41H102L103 40V38H102V36L100 37V41L98 40L99 39V34L101 33V34H103V30H101V29H99L100 30V33H98L97 32V30L98 29H96V30H92V29H90V25L88 24L87 25V23H84V21H83V24L85 25V26H83L82 24L80 25V24H78V21H71V22H67V21H65V20H61L60 22H64V24H63V27L65 28H63L62 29V27H59V26H57L58 25V23H59ZM145 21H147V22H145ZM157 21L159 22L158 23V25L159 24H166V25H168V23L170 22V18L169 17H167L166 18V16H161V15H158L157 16ZM185 21H187V22H185ZM53 22V23H52ZM57 22V23H56ZM81 22V21H80ZM127 22V23H126ZM165 22V23H164ZM178 22V21H177ZM194 22H199V21H194ZM5 23V24H6ZM62 23H60L61 25H62ZM75 23V24H74ZM82 23V22H81ZM122 23V24H121ZM123 23H125V24H123ZM135 23H138V24H136L135 25ZM139 23H140V26H141V24H142V26L140 27L139 26ZM179 24H178V26H181V22H178ZM189 23H191V24H189ZM51 24V25H50ZM72 24H74V25H76V24H78V28H80V27H82V28H80V30L78 29V28H75V27H73L74 25H72ZM194 24H196L195 26H194ZM71 25H72V27H71ZM88 28H87V27ZM136 26V27H135ZM139 26V27H138ZM202 26V25H201ZM54 27V28H53ZM60 28V30H61V32H59L58 30H59V28ZM66 27H68L67 29H66ZM84 27H86V28H84ZM197 27V28H196ZM73 28L74 30H71V29ZM136 28H138V29H136ZM194 28V29H193ZM55 29V30H54ZM57 29V30H56ZM76 29V30H75ZM82 29V30H81ZM86 29L87 31H90L89 33H87V32H84V30ZM88 29H90V30H88ZM142 29V30H141ZM177 29H179V27L177 28ZM173 30L172 31V33L170 34V32H168L167 33V37H170L171 38V36L173 37V40H175L176 38V40L178 41V39H181L180 38V36H182V38H183V36L185 35V33H183V30L182 29H179V30H181L182 32L180 33V31H178V30ZM64 30V31H63ZM69 30V31H68ZM137 30H138V32H139V34L138 33H136L137 32ZM185 30H184V32H185ZM53 33H52V32ZM72 31V32H71ZM76 31H77V33H76ZM81 31H83V32H81ZM102 31V32H101ZM134 31H136V32H134ZM142 33H141V32ZM175 31H177V32H175ZM190 31H192V32H190ZM201 31V32H200ZM202 31H204L205 32V34H204V32H202ZM59 32V33H58ZM62 32H64V34L62 33ZM78 32H80V36L78 35ZM98 37V39H96V40H98V42H97V44H95L96 43V40H94L95 38H97V37H95L94 36V34ZM96 32V33H95ZM56 33V34H55ZM58 33V34H57ZM68 33H70V34H68ZM73 33H76V35H72ZM175 33L177 34V35H180L179 37H175V36H173V35H175ZM180 33V34H179ZM190 33V34H189ZM195 33V34H194ZM55 34V35H54ZM61 34V35H60ZM82 34H83V39H82ZM87 34V35H86ZM88 34H90V35H88ZM92 34V35H91ZM151 34V35H150ZM183 34V35H182ZM68 35H71V36H69V37H71V39L72 40H75V41H72L69 37H68ZM86 35V36H85ZM128 35V37H126ZM141 35V36H140ZM206 35V36H205ZM47 36H46V38H47ZM54 36V37H53ZM65 36V37H64ZM77 36V37H76ZM89 36V37H88ZM92 36H94V38H91ZM137 36H138V38H137ZM148 40V41H143V44H141V40H143L144 39V37ZM148 36H151V38H148ZM58 37H60V38H58ZM62 37V38H61ZM79 37V38H78ZM87 37V38H86ZM135 37V38H134ZM207 37V38H206ZM49 38V39H50ZM68 38H69V40H68ZM76 38H78V39H76ZM130 38H132V39H130ZM141 40H140V39ZM158 38H160V37H158ZM48 39V40H49ZM56 39H58V40H56ZM66 39V40H65ZM83 40V42L85 43H83L81 40ZM125 39H123V40H125ZM135 39V40H134ZM167 39V38H166ZM172 39V38H171ZM205 39V40H204ZM47 40V41H48ZM51 40V41H52ZM61 40H64V41H61ZM134 40V41H133ZM162 40H163V38H162ZM169 38H168V41L166 40L165 41V37H164V41H165V43H164V45L166 46L167 44L169 45ZM175 40V41H176ZM196 40V41H195ZM203 40V41H202ZM80 41V43H78ZM86 41V42H85ZM135 41H136V43H135ZM138 41V42H137ZM164 41H162V42H164ZM192 41V42H191ZM198 41V42H197ZM205 41H206V43H205ZM49 42H50V40H49ZM67 42H68V45H67ZM104 42V41H103ZM145 42V43H144ZM147 42V43H146ZM172 42V41H171ZM170 42V43H171ZM189 42H191V43H189ZM63 43H66V44H64V46L62 45ZM71 43V44H70ZM77 45V46H75V44ZM99 43L101 44V45H99ZM124 43V44H125ZM129 43V45L127 46V47H129V48H132L131 47V44ZM188 43L191 45L192 43V45L190 46V47H188V48H186L185 49V46H188ZM199 43L201 44V45H199ZM80 44H82L83 45V47H85L84 49H83V47H81L82 45H80ZM135 44V45H134ZM71 45V46H70ZM73 45V46H72ZM96 45V46H95ZM97 45H99V47L101 46L102 48H100V49H98L99 47H97ZM136 45H138V47L136 46ZM172 44H170V46H168V47H170V48H168L169 50H171V51H174V49L172 48L171 49V46ZM194 45V46H193ZM68 46V47H67ZM81 47V48H79V47ZM137 48H136V47ZM146 46V47H145ZM209 46H210V44H209ZM5 47H6V49H5ZM60 47H62V48H60ZM70 47V48H69ZM79 49H78V48ZM140 47H141V49H140ZM151 47V46H150ZM167 47V46H166ZM203 46H201V48H202ZM67 48V49H66ZM76 48V49H75ZM139 48V49H138ZM146 48V49H147ZM200 48V47H199ZM80 49H82L83 50V53H84V56H83V53L81 52V50ZM185 49V50H184ZM193 49V50H194ZM6 50V51H5ZM72 50V51H71ZM80 50V51H79ZM148 50V49H147ZM192 50V49H191ZM188 51V54H189V52H192V51ZM60 51H62V53L60 52ZM70 51V52H69ZM78 51V52H77ZM85 51H87V52H85ZM105 51V50H104ZM195 51V53H197L198 51H199V49L198 48H196V50H194ZM197 51V52H196ZM2 52V51H1ZM80 52V53H79ZM89 52H90V54H89ZM95 52V53H94ZM16 53V54H15ZM79 53V54H78ZM88 53V54H87ZM92 53V54H91ZM194 53V52H193ZM193 53H190V54H192V56H193ZM194 53V54H195ZM82 54V55H81ZM86 54V55H85ZM230 54V53H229ZM233 53H231L230 55H231V59H233L235 56L234 55H236V54H233ZM25 55V56H24ZM68 55V56H67ZM81 55V56H80ZM88 55H92V56H88ZM144 55H146V52H144V54H143V56ZM64 56H65V58H64ZM71 56V57H70ZM82 56L84 57V58H82ZM89 57V58H87V57ZM142 56V57H143ZM195 56H197V54H195ZM198 56H200L199 55V53H198ZM48 57V56H47ZM77 57L78 59H79V61H75V60H73V59H75V58ZM130 57H132V56H129L128 57V61L130 60L131 62H133V65H134V62H135V64H138V63H140V62H145L146 61V57L144 58L143 57V59H142V57L141 56H138V54L137 55H134V57H133V59L131 60V59H129ZM139 58V59H136V58ZM189 57V56H188ZM233 57V58H232ZM13 58H15V60H17L18 58V61L17 62H15V66H13V62L15 61V60H13ZM70 58V59H69ZM189 58H191V56L189 57ZM200 58H201V56H200ZM40 59V58H39ZM48 59H50V57L49 58H47V60ZM73 61H72V60ZM136 59V60H135ZM27 60H28V58H27ZM43 61H44V57H43V59H42ZM45 60H46V58H45ZM81 60H83L82 62H81ZM86 60H87V63H86ZM134 60V61H133ZM139 60H141L140 62H138ZM32 61V60H31ZM69 61V62H68ZM85 61V62H84ZM129 61V62H130ZM74 62V63H73ZM79 62V63H78ZM90 62V63H89ZM138 62V63H137ZM143 62V63H144ZM65 63H67V65L65 64ZM71 63V64H70ZM82 63V64H81ZM85 63V64H84ZM91 63H92V65H91ZM93 63H94V65H93ZM201 63V62H200ZM61 64H64L63 65V67H62V65ZM73 64V65H72ZM80 65V66H78V65ZM131 65H132V63H130ZM202 64V63H201ZM200 64V65H201ZM21 65V64H20ZM21 65V66H22ZM83 65V66H82ZM88 65V66H87ZM91 65V67H89ZM163 64H160L159 66H162ZM21 66H19V67H21ZM94 66H96L95 68H94ZM163 66H165V65H163ZM202 66H205L204 68H201L200 66V69H203V72H206V73H204V74H208L207 72H209L210 70H211V68L207 65V67H206V65H204V63L202 64ZM118 68H114V69H112L110 72H112L113 74H115V75H112V73H107V74H110L109 76V78H111L110 79V81H109V78H108V81L110 82V83H112V84H114L113 82H115V83H118L122 78H123V76L124 75H126L125 73H126V71L125 70H123L124 72L122 73V71H121V66H120V69H119V66H117ZM7 68H9L10 70H9V72H7ZM91 70H90V69ZM206 68H208V69H206ZM81 69V71H79ZM123 69V68H122ZM15 71L17 70V69H14ZM14 70H13V72H14ZM20 70V71H19ZM205 70V71H204ZM88 71H90V72H88ZM197 71L198 72H201V71H199V69H197ZM13 72H11V74L14 76V74H17V73H13ZM17 72V71H16ZM87 72H88V74L90 75V76H87ZM92 72H94V73H92ZM121 72V73H120ZM4 73V76L6 75ZM9 73V74H8ZM27 73V74H26ZM83 73V74H82ZM201 74V73H200ZM203 74V73H202ZM23 75H25V76H23ZM28 77H27V76ZM62 77H61V76ZM83 76V77H82ZM85 76H87L86 78H84ZM92 76V77H91ZM115 76H116V78H115ZM120 76H122V77H120ZM51 77H52V79H51ZM89 77V78H88ZM125 77V76H124ZM15 77H13L12 79H14ZM26 80H25V79ZM83 78V79H82ZM93 78V79H92ZM116 80H115V79ZM118 78V79H117ZM120 78V79H119ZM163 78V79H162ZM21 79V80H20ZM50 79V80H49ZM85 79V80H84ZM89 79H92V81L91 80H89ZM145 79V78H144ZM53 80V81H52ZM158 80V81H157ZM165 82H164V81ZM211 79L210 78H205L204 79V81L202 82V83H200V84H202V85H200V86H198V87H194V89H193V87L191 88V86L190 85H188V90L187 89H185V90H187V91H190V92H183L184 90H182V94L180 93L179 95H182V97H187L188 95H191V96H193V95H195V97L197 98H195V97H191V96H188V102H189V100L191 101V99L193 100L194 98L197 100V102H199L200 103V101L199 100H201V102L202 101H204L203 99H206L205 97H206V95L205 94H202V93H205V91H210V89H212V81H210ZM25 83H24V82ZM30 81H32L31 83H30ZM83 81H85V82H83ZM91 81V82H90ZM138 81H140V83H138ZM88 83L89 85H86L85 87H83L85 84L84 83ZM142 82V83H141ZM149 82V83H148ZM152 82H154L153 84H152ZM50 83V84H49ZM52 83V84H51ZM78 83V85H80V86H76V84ZM109 83V84H110ZM157 83V84H156ZM15 84V85H14ZM20 84V85H19ZM25 84V85H24ZM84 84V85H83ZM150 86H149V85ZM159 84V85H158ZM160 84H161V86H160ZM38 85H40V87L38 86ZM46 85V86H45ZM81 85H83V86H81ZM136 85V86H135ZM145 85V86H144ZM147 85V86H146ZM205 85V86H204ZM208 85V86H207ZM28 86H30V87H28ZM71 86V87H70ZM189 86H190V90H189ZM16 87V88H15ZM32 87V88H31ZM36 87V88H35ZM39 87V88H38ZM46 87H47V89H46ZM77 89V91L79 90L80 92H82L81 93V95L80 96H78L77 98H75L74 99V97H72L71 98V96H69V92H68V90L69 91H71L70 90V88L72 89H75V88ZM80 87H82V88H80ZM115 87V88H114ZM117 87V88H116ZM151 87V88H150ZM208 89H207V88ZM14 88V89H13ZM45 90H44V89ZM133 88V89H132ZM153 88H154V90H153ZM168 89V92L166 91V89ZM201 88H203V89H201ZM15 89H17L16 91H15ZM25 89H28V90H25ZM50 89V90H49ZM75 89V90H76ZM114 89V90H113ZM157 89H158V91H157ZM165 89V90H164ZM170 89V90H169ZM199 89H201V92H200V90ZM205 89V91H203ZM249 89V87H247V88H243V89H241V90H244V91H241L242 93L243 92H245V91H247ZM32 90H34V91H31ZM54 90V91H53ZM82 90H84V91H82ZM113 90V92H111ZM134 90V91H133ZM164 90V91H163ZM193 90H197L196 92L195 91H193ZM10 91H6V92H9L10 93ZM39 91H42V93H43V95L42 94H40L39 93ZM132 91V92H131ZM65 92V93H64ZM68 92V93H67ZM146 92V93H145ZM153 92L155 93V94H153ZM166 92V93H165ZM9 93H7V96L8 95H10L11 96V93L9 94ZM45 93V94H44ZM49 93V94H48ZM54 93V94H53ZM85 93H86V95H85ZM110 93V94H109ZM150 93V94H149ZM201 93V94H200ZM40 94V95H39ZM47 94V95H46ZM67 94V95H66ZM117 94V95H116ZM126 94H128L129 96L128 97H126L128 100H130V101H128L129 102V105H131V106H129L127 103V99L124 97ZM172 94V95H171ZM186 95V96H184V95ZM244 94V93H243ZM4 96L6 95V94H3ZM2 95V96H3ZM42 95V96H41ZM52 95H53V97H52ZM63 95V96H62ZM110 95V96H109ZM115 95V96H114ZM1 96V97H2ZM3 96V97H4ZM25 96V97H24ZM45 96H47V97H45ZM93 96H95V97H93ZM114 96V97H113ZM117 96H118V98H117ZM172 96V98H170ZM12 97V96H11ZM31 97H34V100H33V98H31ZM51 97V98H50ZM59 99H58V98ZM84 98V99H82V98ZM114 98V99H116V100H112V98ZM116 97V98H115ZM123 99L124 98V100H121V98ZM200 97V98H199ZM202 97V98H201ZM99 98H101V99H99ZM109 98H111V99H109ZM120 98V99H119ZM129 98H131V99H129ZM10 99H13V100H10ZM20 99V100H19ZM29 100V101H27V100ZM41 99H42V101H41ZM39 100V101H38ZM51 100V101H50ZM77 100V101H76ZM98 100V101H97ZM20 101V102H19ZM22 101V102H21ZM32 101V102H31ZM37 101V102H36ZM65 101V102H64ZM72 101V102H71ZM93 101V102H92ZM95 101V102H94ZM97 101V102H96ZM104 101V102H103ZM117 103H116V102ZM119 101V102H118ZM124 101H126V102H123ZM3 102V103H4ZM16 102H19V103H16ZM59 102V103H58ZM70 102V103H69ZM80 102V103H79ZM102 102V103H101ZM113 102V105L111 104ZM122 102V103H121ZM193 102V101H192ZM2 103V102H1ZM39 103V104H38ZM72 103V104H71ZM93 103V104H92ZM106 103H107V105H106ZM119 103V104H118ZM131 103V104H130ZM13 104L15 105V106H13ZM18 104H19V106H18ZM25 104H28V105H26V107H24L25 106ZM100 104V105H99ZM110 104H111V106H110ZM124 104H126L127 105V108H125L123 111L122 110H120V106H123V107H125V105ZM173 104H174V106H173ZM21 105V106H20ZM24 105V106H23ZM67 105V106H66ZM90 105V106H89ZM119 105V107H117ZM156 105V106H155ZM3 106V105H2ZM23 106V107H22ZM30 106V107H29ZM49 106V107H48ZM66 106V107H65ZM72 107V108H70V107ZM84 106V107H83ZM114 106V107H113ZM131 107L130 109H129V107ZM133 106V107H132ZM188 109L189 110H191V111H193V109H194V107H193V109H191V106H190V104L188 103ZM1 107V106H0ZM18 108V110H17V108ZM19 107H21V108H19ZM32 107V108H31ZM48 107V108H47ZM51 107V108H50ZM62 107V108H61ZM74 107V108H73ZM112 107L114 108V109H112ZM117 107V108H116ZM123 107L121 108V109H123ZM154 107H156V109L154 108ZM23 108V109H22ZM37 108V109H36ZM45 111H42V109ZM59 108V109H58ZM69 108L71 109V110H69ZM135 110H133V109ZM2 109V107L0 108V110ZM74 109H75V112H74ZM81 109V110H80ZM155 109V110H154ZM242 109H244L245 110V108H241V109H239L240 111L239 112H241V110ZM35 110V111H34ZM57 110H59V111H57ZM84 112H83V111ZM113 110V111H112ZM127 110H132V114H133V116L134 117H136L135 119H137L138 121L136 122V123H134V125H132L133 126V128H131V126L130 125H127V123L125 122V121H123L124 119L121 117V114H123V112H127ZM156 110H158V111H156ZM178 110V111H177ZM195 110V114L190 118V119H192V118H194L195 116L197 117L198 116V118L200 117V113H201V111H197V109L195 108L194 109ZM244 110H242L243 112H244ZM17 113H16V112ZM26 111V112H25ZM48 111V112H47ZM79 111V112H78ZM108 111H110V112H108ZM114 111H118V112H120L121 114L120 115H118L117 116V113L118 112H114ZM40 112V113H39ZM43 112V113H42ZM112 112H114L115 114H116V116L115 117H112ZM129 112H131V111H129ZM243 112H241L240 113V115H242V114H244ZM12 113V114H11ZM22 113V114H21ZM37 115H36V114ZM76 113V114H75ZM113 113V114H114ZM135 113L137 114L136 116H135ZM197 113V114H196ZM204 113V112H203ZM203 113H201V116H202V118L201 119H206V121L208 122V123H210V124H216V122L217 121H215V116L213 115V113L211 112H208L207 114H206V116H203ZM17 114H19V115H17ZM48 114V115H47ZM50 114V115H49ZM73 114H75V115H73ZM84 114V115H83ZM119 114V113H118ZM147 114L149 115V116H147ZM158 114V115H157ZM11 115V116H10ZM27 115V116H26ZM71 115V116H70ZM157 115V116H156ZM212 115V116H211ZM7 116H9V117H7ZM20 116H22V118L20 117ZM35 116V117H34ZM37 116V117H36ZM41 116H43V117H41ZM45 116V117H44ZM48 116V117H47ZM55 116V117H54ZM80 116V117H79ZM141 116V117H140ZM147 116V117H146ZM153 116H156V117H153ZM159 116V117H158ZM236 116V115H235ZM11 117V118H10ZM20 117V118H19ZM29 117V118H28ZM34 117V118H33ZM101 117V118H100ZM179 117V116H178ZM208 117H210V118H208ZM214 117V118H213ZM6 118V119H5ZM9 118V119H8ZM41 118V119H40ZM73 118V119H72ZM95 118V119H94ZM102 118H104V119H102ZM146 119V120H148L147 122H145L144 121V119ZM150 118H152V119H150ZM16 119H18V120H16ZM25 119V120H24ZM38 119V120H37ZM54 119V120H53ZM100 119V120H99ZM160 119V120H159ZM164 119V120H163ZM167 119H168V121H167ZM174 119V120H173ZM200 119V120H201ZM8 120H10V121H8ZM20 120V121H19ZM47 120V121H46ZM142 122H144V123H142L143 125H145V127H147V128H142V124L140 123H138V122H140V121ZM154 120V121H153ZM178 120H180V121H178ZM212 120V121H211ZM6 121V122H5ZM8 121V122H7ZM34 121V122H33ZM53 121V122H52ZM113 121H114V123H113ZM150 121H153V123H155L156 122V124H157V128H149V125H146V124H149V123H151ZM172 121H176V123H175V125H176V127L180 130L179 132H177L176 133V135L174 134V136H172L171 138H174V137H176L178 140H180V143H175V142H179L178 140H176V138H174L173 140H171V138H170V140L168 139V137L169 136H166V134H165V132L164 131H160V128H163V127H161V126H163V125H165V124H170ZM206 121H204L206 124H207V122ZM11 122V123H10ZM24 122H26V123H24ZM116 122V123H115ZM179 122V123H178ZM30 125H29V124ZM33 123V124H32ZM51 123V124H50ZM54 123V124H53ZM112 123V124H111ZM138 123V124H137ZM178 123V124H177ZM36 124V125H35ZM86 124H88V125H86ZM105 124V125H104ZM114 124H115V126H114ZM117 124V125H116ZM180 124V125H181ZM36 127H35V126ZM39 125V126H38ZM46 125V126H45ZM97 125V126H96ZM99 125V126H98ZM158 125H160V127H158ZM178 125V126H177ZM26 126H28V127H26ZM104 126V127H103ZM129 126H130V128H129ZM134 126H135V128H134ZM32 127V128H31ZM51 127V128H50ZM112 127V128H111ZM138 127V128H137ZM144 127V126H143ZM191 127V128H190ZM97 128H99L98 130H97ZM142 128V129H141ZM196 128V129H195ZM31 129V130H30ZM35 131H34V130ZM89 129V130H88ZM105 129H107V130H105ZM116 129V130H115ZM140 129H141V131H140ZM195 129V130H194ZM22 130V131H21ZM33 130V131H32ZM38 130V132H36ZM88 130V131H87ZM113 130H114V132H113ZM117 130H118V132H117ZM132 130H134L133 131V133H131L132 132ZM143 130V131H142ZM145 130H147V131H145ZM150 130V131H149ZM182 130V131H181ZM199 132H198V131ZM25 132V133H22V132ZM44 131V132H43ZM46 131H48L47 132V134H46ZM50 131V132H49ZM53 131V132H52ZM60 131V132H59ZM111 131V132H110ZM129 131V132H128ZM153 131V132H152ZM189 131V132H188ZM202 131V132H201ZM99 132V133H98ZM148 132V133H147ZM162 132V133H161ZM186 132V133H185ZM37 133V134H36ZM199 133V134H198ZM204 133H206V134H204ZM208 133V134H207ZM56 134V135H55ZM88 134V135H87ZM90 134H92L93 135V137H91L92 135H90ZM109 134V135H108ZM155 134V135H154ZM96 136V138L98 139H96L95 138V136ZM113 135V136H112ZM118 135H120L121 137H122V140H120V138H119V136ZM132 135V136H131ZM135 135V136H134ZM189 136V138H188V136ZM201 135V136H200ZM21 136V135H20ZM33 136V137H32ZM108 138H107V137ZM161 136V137H160ZM213 136V135H212ZM31 138V139H29V138ZM39 137V138H38ZM41 137H42V139H41ZM44 137V138H43ZM131 137H133L132 139H131ZM35 138H36V140H35ZM180 138V139H179ZM191 138V139H190ZM26 139V141H24ZM29 139V140H28ZM69 139L71 140V141H69ZM127 141H126V140ZM165 139V140H164ZM168 139V140H167ZM181 139H182V141H181ZM212 139V141H210ZM34 140V141H33ZM51 140H53V141H51ZM55 140V141H54ZM94 140H96V141H94ZM105 140H106V142H105ZM118 142H117V141ZM132 140H133V142H132ZM188 141V142H186V141ZM202 140H204V141H202ZM30 141V142H29ZM41 143H40V142ZM77 141V142H76ZM112 141V142H111ZM120 141V142H119ZM173 141V142H172ZM209 141V142H208ZM38 142V143H37ZM76 142V143H75ZM85 142L87 143V144H85ZM89 142H91V143H89ZM105 142V143H104ZM111 142V143H110ZM139 142V143H138ZM204 142H206V143H204ZM30 143V144H29ZM37 143V144H36ZM45 143H47V144H45ZM165 143V144H164ZM209 143H213L212 145H214V146H212V145H209ZM220 143V144H219ZM222 143V144H221ZM245 144V146H244V144ZM54 145V146H52V145ZM75 144V145H74ZM93 144V145H92ZM116 144V145H115ZM139 144V145H138ZM167 144V145H166ZM172 144V145H171ZM178 144L179 145H181V146H178ZM190 144H191V146H190ZM219 144V145H218ZM83 145L85 146L86 145V147L84 148L83 147ZM88 145H89V148H90V150L91 151H93V152H96V153H92L91 154V157H93L94 158V160L96 159V161H95V163L93 164V166H91V170L90 169H85V170H82L81 169V159H79V157L80 156H77V155H83L84 154V152L83 151H86V149L88 150L89 148H87L88 147ZM91 145V146H90ZM155 145V146H154ZM156 145H157V147H156ZM185 145V146H184ZM208 145V146H207ZM216 145H218V146H216ZM224 145V146H223ZM31 147L32 149H29V147ZM70 146V147H69ZM81 146H82V148H81ZM92 146H94V148L92 147ZM96 146V147H95ZM121 146V147H120ZM123 146V147H122ZM170 146V147H169ZM174 146V147H173ZM187 146V147H186ZM231 148H230V147ZM67 147V148H66ZM74 147H76V148H74ZM133 147V148H132ZM143 149H142V148ZM165 147V148H164ZM171 147H173L172 149H170ZM176 147V148H175ZM179 147V148H178ZM185 147V148H184ZM229 147V148H228ZM25 148H26V150H28V153L30 152V155L32 156V155H34V156H30V155H28V154H26L25 153ZM36 148V149H35ZM108 148H109V150H108ZM147 148V149H146ZM178 148V149H177ZM34 149V150H33ZM57 149V150H56ZM66 149H67V151H66ZM121 149V150H120ZM134 149V150H133ZM156 149V150H155ZM165 149V150H164ZM210 149V150H209ZM234 149V150H233ZM31 150V151H30ZM34 152H33V151ZM60 150V151H59ZM95 150V151H94ZM170 150V151H169ZM173 152H172V151ZM180 150V152H177V151H179ZM204 150V151H203ZM207 150V151H206ZM232 150V151H231ZM261 150V151H260ZM46 151L47 152H49L48 154H50V155H48V154H46L45 155V153H46ZM72 151V152H71ZM78 151V152H77ZM100 151V152H99ZM119 152V154H118V152ZM176 151V152H175ZM185 151V152H184ZM230 151V152H229ZM234 151V152H233ZM235 151H238V152H235ZM57 152H60V153H57ZM125 154H124V153ZM154 152V153H153ZM184 152V153H183ZM201 152V153H200ZM222 152V153H221ZM228 152V153H227ZM246 152V153H245ZM34 153V154H33ZM102 153V154H101ZM107 153V154H106ZM123 153V154H122ZM127 153V154H126ZM138 153V154H137ZM142 153H143V155H142ZM172 153V154H171ZM186 153V154H185ZM188 153H190V154H188ZM218 153V154H217ZM224 153V154H223ZM232 154V156L234 157V159L232 160V156H231V154ZM234 153L236 154V153H238V154H236L237 155V157L239 156L240 158L238 159L237 157V160H235L236 158H235V156L236 155H234ZM239 153H240V155H239ZM250 153V154H249ZM262 153V154H261ZM54 154V155H53ZM58 154V155H57ZM93 154H96V155H93ZM109 154V155H108ZM118 154V155H117ZM156 154V155H155ZM158 154V155H157ZM185 154V155H184ZM208 154H210V155H208ZM246 154V155H245ZM254 154H255V156H254ZM257 154V155H256ZM28 155V156H27ZM56 155V156H55ZM112 155H113V157H112ZM125 155V156H124ZM187 155V156H186ZM198 155V156H197ZM224 155V156H223ZM229 155V156H228ZM39 156H37V157H35V159L36 160H38V158H39ZM47 156H48V158H47ZM96 156V157H95ZM134 157V158H132V157ZM159 156V157H158ZM193 156V157H192ZM194 156H195V158H194ZM221 156V157H220ZM252 156V157H251ZM28 157V158H27ZM41 157H40V159L39 160H41ZM49 157H50V159H49ZM72 157V158H71ZM83 157V156H82ZM112 157V158H111ZM122 159H121V158ZM137 157V158H136ZM144 157V158H143ZM156 157V158H155ZM158 157V158H157ZM177 157H179L178 159H177ZM184 158V159H182V158ZM188 157V158H187ZM217 157H219V158H217ZM230 157V158H229ZM61 158V159H62ZM76 158H78L77 160H79V161H77L76 160ZM81 158V157H80ZM100 158V159H99ZM181 158V159H180ZM186 158V159H185ZM213 158V159H212ZM217 158V159H216ZM34 159V160H35ZM68 159V160H67ZM70 159V160H69ZM83 159V158H82ZM119 159V160H118ZM139 159H141V160H139ZM153 159V160H152ZM173 159H176V160H173ZM190 159H192V161L190 160ZM215 159V160H214ZM257 159V160H256ZM30 160H28V161H30ZM38 160V161H39ZM43 160V159H42ZM66 160H67V162H69V164L66 162ZM73 160V161H72ZM93 160V161H94ZM101 160V161H100ZM104 160V161H103ZM111 160H112V162H111ZM114 160V161H113ZM134 160V161H133ZM145 160V161H144ZM198 160V161H197ZM220 160V161H219ZM226 160H228V161H226ZM230 160V161H229ZM242 160V161H241ZM77 161V162H76ZM97 161H99V162H97ZM137 161V162H136ZM162 161V162H161ZM184 161V162H183ZM189 161H191V162H189ZM212 163H211V162ZM234 161V162H233ZM61 162H62V160H61ZM80 162V163H79ZM103 162V163H102ZM108 162V163H107ZM114 162V163H113ZM125 162V163H124ZM130 162H132L131 164H130ZM172 162H174V163H172ZM178 162V163H177ZM238 162V163H237ZM249 162V163H248ZM63 163V164H64ZM115 163H117L116 165H114ZM186 163H188V165L186 164ZM194 163V164H193ZM205 163V164H204ZM217 163V164H216ZM219 163V164H218ZM227 163V164H226ZM245 163V164H244ZM75 164V165H74ZM96 164H98V165H96ZM103 165V166H101V165ZM123 164H126V165H123ZM141 166H140V165ZM147 164V165H146ZM163 164V165H162ZM184 164V165H183ZM256 164V165H255ZM73 165V166H72ZM219 165V166H218ZM245 165V166H244ZM77 166V167H76ZM123 166V167H122ZM129 166V167H128ZM137 166V167H136ZM177 166V167H176ZM188 166H190V167H188ZM209 166V167H208ZM216 166H218V167H216ZM224 167V168H221L220 169V167ZM74 167V168H73ZM109 167V168H108ZM114 167V168H113ZM135 167V168H134ZM165 167V168H164ZM170 167V168H169ZM229 167V168H228ZM256 167V168H255ZM258 167V168H257ZM73 168V169H72ZM93 168V169H92ZM124 168V169H123ZM131 168L132 169H134V170H131ZM164 168V169H163ZM187 168V169H186ZM78 169V170H77ZM130 169V170H129ZM137 169V170H136ZM171 169H173V170H171ZM180 171H179V170ZM185 169V170H184ZM205 169V170H204ZM125 170H126V172H125ZM146 170V171H145ZM177 170V171H176ZM188 170V171H187ZM72 171H74V172H72ZM99 171V172H98ZM102 173H101V172ZM122 171V172H121ZM129 171H131V172H129ZM145 173H144V172ZM171 171V172H170ZM94 172V173H93ZM135 172H137V176L135 175L136 173ZM138 172H139V174H138ZM142 172V173H141ZM221 172V173H220ZM76 173V174H75ZM81 173V174H80ZM108 173V174H107ZM143 175V176H141V174ZM146 174L147 176L145 177V175L144 174ZM151 173V174H150ZM174 173H175V175H174ZM176 173H177V175H176ZM178 173H180V174H178ZM202 173V174H201ZM253 173V174H252ZM261 173V174H260ZM68 174H69V176H68ZM109 174H111V175H109ZM129 174H131V176L129 175ZM226 174H227V176H226ZM236 174H238V175H236ZM71 175H72V177H71ZM75 175V176H74ZM80 175V176H79ZM81 175H83V176H81ZM136 177H135V176ZM138 175H139V177H138ZM152 175V176H151ZM180 175V176H179ZM203 175V176H202ZM223 175H225V176H223ZM233 175V176H232ZM94 176V177H93ZM96 176V177H95ZM110 176V177H109ZM124 176H126V177H124ZM127 176H128V178H127ZM216 176V177H215ZM246 176V177H245ZM69 177V178H68ZM82 177V178H81ZM89 177V178H88ZM113 177V178H112ZM118 177V178H117ZM159 177V178H158ZM187 177V178H186ZM200 177V178H199ZM202 177H203V180H202ZM236 177H237V179H236ZM254 177H256V178H254ZM91 178L94 180V181H92L91 180ZM99 178V179H98ZM103 180H101V179ZM132 178V179H131ZM148 180H147V179ZM235 178V179H234ZM81 179V180H80ZM88 179V180H87ZM105 179V180H104ZM179 179V180H178ZM206 179V180H205ZM217 179V180H216ZM133 181V183H132V181ZM134 180H135V182H134ZM145 180V181H144ZM158 180V181H157ZM164 180V181H163ZM223 180V181H222ZM238 180V181H237ZM17 181H20V180H17ZM83 181V182H82ZM96 181V182H95ZM100 181V182H99ZM104 181H107L108 183L107 184H105L106 182H104ZM131 181V182H130ZM151 183H150V182ZM156 183H158V184H156ZM163 181V182H162ZM201 181V182H200ZM75 182V183H74ZM102 182H104V183H102ZM112 182V184L113 185H115V187L113 186V188L112 187H110V186H112L110 183ZM173 182V183H172ZM181 182H182V184H181ZM194 182V183H193ZM196 182V183H195ZM214 182V183H213ZM19 183V182H18ZM22 183H23V181H22ZM92 183L94 184V185H92ZM97 183H99V184H97ZM126 183V184H125ZM130 183V184H129ZM138 183H140V184H138ZM161 183V184H160ZM167 183H169V184H167ZM184 183V184H183ZM202 183V184H201ZM247 183V184H246ZM256 183V184H255ZM84 184H86V185H84ZM87 184H88V187H86L87 186ZM95 184H97V185H95ZM134 186H133V185ZM136 184H138V185H136ZM156 184V185H155ZM163 184V185H162ZM193 184H195V186L193 185ZM197 184V185H196ZM227 184V185H226ZM244 184V185H243ZM103 185H109V187L108 186H104L103 187ZM119 185H121L120 187H119ZM145 185V186H144ZM180 185V186H179ZM193 185V186H192ZM93 186H95V187H93ZM101 186V187H100ZM117 186V187H116ZM135 186H137V187H135ZM156 186H158V187H156ZM161 186V187H160ZM163 186H165V187H163ZM174 186V187H173ZM179 186V187H178ZM206 186V187H205ZM227 186V187H226ZM237 186V187H236ZM244 186H248L247 188H245ZM257 186V187H256ZM79 187H78V189H79ZM85 187V188H84ZM99 189H98V188ZM139 187V188H138ZM212 187V188H211ZM229 187V188H228ZM232 187V188H231ZM88 189L89 191H90V193H89V191L88 190H86L87 191V193H86V191L84 190V189ZM119 188V189H118ZM151 188H153V189H151ZM167 188V189H166ZM208 188H209V190H208ZM210 188H211V190H210ZM231 188V189H230ZM241 188H245L244 190L243 189H241ZM100 189H103V192H102V190H100ZM117 189V190H116ZM121 189V190H120ZM124 189H127L126 191L124 190ZM129 189V190H128ZM144 189V190H143ZM157 189V190H156ZM173 189H176V190H173ZM184 189H186L185 191H184V193L182 192V194H183V197H182V194H181V192H179V191H183ZM239 189V190H238ZM252 189V190H251ZM255 189V190H254ZM95 190H98L97 192H94ZM138 190V191H137ZM145 190H146V192H145ZM150 190V191H149ZM166 190V191H165ZM169 190V191H168ZM190 190V191H189ZM200 190V191H199ZM205 190V191H204ZM227 190V191H226ZM237 190V191H236ZM148 191V192H147ZM177 191V193H175ZM230 191V192H229ZM241 191V192H240ZM244 191H246V192H244ZM92 192H94L93 194H92ZM116 194H115V193ZM123 192H125V193H123ZM128 192H130V193H128ZM165 192V193H164ZM212 192V193H211ZM105 193V194H104ZM123 193V194H122ZM144 193V194H143ZM173 193V194H172ZM187 193H190V194H187ZM211 195H210V194ZM219 193V194H218ZM238 193V194H237ZM90 194V195H89ZM121 194H122V198H121ZM136 194V195H135ZM176 194H178V195H176ZM208 194V195H207ZM228 194V195H227ZM254 194H256V195H254ZM119 195H120V198H119ZM138 195V196H137ZM157 195V196H156ZM188 195V196H187ZM190 195V196H189ZM235 195H236V197H235ZM86 196L85 197H83L82 196V198H84V199H86ZM125 196H127V198L129 199L127 202H125L126 200H125ZM129 196V197H128ZM134 198H133V197ZM136 196V197H135ZM146 196V197H145ZM150 196V197H149ZM205 196V197H204ZM231 196V197H230ZM97 197V198H96ZM123 197H125V198H123ZM148 197V198H147ZM164 197V198H163ZM169 197V198H168ZM178 199H177V198ZM185 197V198H184ZM229 197V198H228ZM82 198H81V200H82ZM121 199L120 201H118V199ZM133 198V199H132ZM184 198V199H183ZM238 198H240V200L238 199ZM146 199H148V200H146ZM227 199V200H226ZM230 201H229V200ZM236 199V200H235ZM238 199V200H237ZM89 200H93V199H89ZM153 200H155V201H153ZM172 200V201H171ZM178 200V201H177ZM146 201H147V203H146ZM149 201V202H148ZM152 201V202H151ZM165 201V202H164ZM169 201H171V202H169ZM193 201V202H192ZM214 201V202H213ZM254 201V202H253ZM151 202V203H150ZM160 202V203H159ZM163 202V203H162ZM174 203V205H173V203ZM198 202V203H197ZM200 203V204H199ZM129 204V203H128ZM131 204V203H130ZM137 204V205H136ZM156 204V205H155ZM158 204V205H157ZM167 204V205H166ZM176 204H178V205H176ZM184 204V205H183ZM186 204V205H185ZM190 204V205H189ZM220 204V205H219ZM239 204V205H238ZM164 206V209H163V206ZM173 205V206H172ZM194 207H192V206ZM128 208H130V206H128V205H126ZM172 206V207H171ZM198 206V207H197ZM203 206V207H202ZM234 206V207H233ZM227 207H229V209H226ZM169 208V209H168ZM176 208V209H175ZM199 208H201V209H199ZM223 208H225V209H223ZM252 208V209H251ZM150 209V210H149ZM204 209H206V210H204ZM240 209V210H239ZM135 210V211H134ZM163 210V211H162ZM168 210V211H167ZM191 210V211H190ZM208 210V211H207ZM227 210H229V211H227ZM239 210V211H238ZM156 211V212H155ZM170 211H172V212H170ZM178 211V212H177ZM225 211V212H224ZM240 211L242 212V213H240ZM166 212V213H165ZM167 212H168V214H167ZM169 212H170V214H169ZM237 213V215H236V213ZM192 213V214H191ZM161 214V215H160ZM163 214H165V215H163ZM178 214V215H177ZM214 215V216H210V215ZM169 215V216H168ZM248 215V216H247ZM155 216V217H154ZM168 216V217H167ZM227 216H229V217H227ZM236 216V217H235ZM246 216V217H245ZM171 219H170V218ZM174 217V218H173ZM181 217V218H180ZM213 217V218H212ZM152 218L150 219L151 221H152ZM167 218H168V220H167ZM177 218V219H176ZM209 218H211V219H209ZM242 218V219H241ZM247 218V219H246ZM259 218H260V220H259ZM162 219V220H161ZM184 219V220H183ZM197 219V220H196ZM215 219V220H214ZM249 219V220H248ZM251 219V220H250ZM171 220H173V221H171ZM201 220V221H200ZM244 220V221H243ZM249 222H248V221ZM129 221H131V220H129ZM151 221H149V220H145V222L146 223H150ZM155 221H152V222H155ZM176 221H177V223L178 224H176ZM183 221V222H182ZM187 221V222H186ZM193 221H195V222H193ZM198 221V222H197ZM200 221V222H199ZM216 223H215V222ZM151 222V223H152ZM170 222V223H169ZM219 222V223H218ZM238 222V223H237ZM182 225H181V224ZM242 223V224H241ZM245 225H244V224ZM263 223V224H262ZM176 224V225H175ZM212 224V225H211ZM241 224V225H240ZM176 227L175 229H174V231L172 230V232H171V228L173 227ZM208 225V226H207ZM237 225V227H235ZM172 226V227H171ZM234 226V227H233ZM252 228H250V227ZM263 226V227H262ZM167 227L169 228V231H168V233L170 232V234H166V231H167ZM173 227V228H174ZM197 227V228H196ZM216 227V228H215ZM247 227V228H246ZM255 227V228H254ZM172 228V229H173ZM182 228H183V230H182V232H180L179 233V231H181V228H177L179 231H177L176 230V233H174V238L175 237H177V235H178V233L179 234H181V233H183V235H182V237L181 238H183V239H185L186 240V236L188 237L189 235H185V233H184V227L182 226ZM204 228H206V229H204ZM212 228V229H211ZM260 228V229H259ZM159 229V228H158ZM159 229V230H160ZM191 229V230H190ZM201 229V230H200ZM253 229L254 230H256V231H254V233L255 232H257V233H255L256 234V236L257 237H255L253 234L254 233H252L253 232ZM195 230H197V231H195ZM204 230V231H203ZM208 230V231H207ZM236 230V231H235ZM243 230V231H242ZM244 230H246V232L244 231ZM258 230V231H257ZM261 230V231H260ZM214 231H215V233H214ZM263 231V232H262ZM204 232V233H203ZM249 232V233H248ZM259 232V233H258ZM238 233V234H237ZM243 233V234H242ZM244 233L246 234V235H244ZM262 233V234H261ZM162 234V235H161ZM209 234H211V235H209ZM213 234V235H212ZM242 234V235H241ZM163 235H165L166 237H168L169 235L171 236H169L168 238H166L165 236V239H164V237H163ZM173 235V234H172ZM262 235H263V237H262ZM194 236V235H193ZM219 236H221V237H224V238H222V239H220V241H219V239H217V238H219ZM243 236V237H242ZM252 236V237H251ZM258 236H259V238H258ZM179 237H180V235H179ZM185 237V238H184ZM209 237V238H208ZM227 237V238H226ZM232 237V238H231ZM240 239H239V238ZM246 237V238H245ZM251 237V238H250ZM254 237V238H253ZM181 238H178L177 237V239H181ZM212 238V239H211ZM216 238V239H215ZM226 238V239H225ZM243 238V239H242ZM256 239L255 241L253 240V239ZM188 239V238H187ZM227 239H228V241H230V242H232L231 243V245H230V242H228L227 241ZM179 240H174L175 242H178ZM223 240H225V241H223ZM246 240V241H245ZM250 240V241H249ZM259 240V241H258ZM184 241V240H183ZM202 241H204V240H202ZM236 243H235V242ZM237 241H238V243H237ZM244 241V242H243ZM250 243H249V242ZM227 242V243H226ZM246 242V243H245ZM256 242V243H255ZM259 244H258V243ZM261 242V243H260ZM178 243H181V244H186L185 243V241H184V243L183 242H181V240H180V242H178ZM187 243H188V241H187ZM219 243H217V244H219ZM234 243V244H233ZM219 244V245H220ZM249 244V245H248ZM257 244V245H256ZM221 246V247H224V248H226V246ZM253 245V246H252ZM251 246V247H250ZM174 246H172V248H173ZM177 247V246H176ZM209 247V246H208ZM227 247V248H228ZM253 247V248H252ZM177 248H179V247H177ZM176 248V249H177ZM212 248H213V245H211L210 247H209V250L212 252ZM255 248H256V250H255ZM232 249V250H231ZM179 251H180V249H178ZM215 249L213 248V251H214ZM184 251V250H183ZM180 252H182V249H181V251ZM184 252H187V251H184ZM263 259V261H264V258H262ZM215 262H216V260H214Z\"/></svg>", "mask_w": 264, "mask_h": 264}]
</instances>
